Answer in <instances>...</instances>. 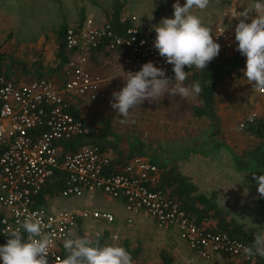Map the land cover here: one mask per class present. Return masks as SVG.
I'll list each match as a JSON object with an SVG mask.
<instances>
[{
	"label": "rangeland",
	"instance_id": "rangeland-1",
	"mask_svg": "<svg viewBox=\"0 0 264 264\" xmlns=\"http://www.w3.org/2000/svg\"><path fill=\"white\" fill-rule=\"evenodd\" d=\"M117 1L123 0H0L2 69L11 78L14 76L24 81L35 77L38 72L53 78L61 73V69L57 68L60 63L57 57V30L60 26L67 21L76 20L80 12L98 22L108 21V14L112 13ZM175 2L176 0H126L123 17L132 21L135 16L139 23L155 28L163 18H174ZM179 2L183 6L186 0ZM256 2L257 0H211L207 9H193V14L199 16L208 27L220 24L236 27L233 14H239L246 8L251 9ZM247 22H251L250 19ZM106 58L97 65L110 61L108 65L114 68L108 71L109 68L105 67L107 71L104 76L108 89L106 87V91L96 100L76 97L75 105L81 118L98 126L107 121L112 131L109 137L114 142H120L119 150L122 153L129 152L133 143H140L148 161L156 160L157 165L176 163L179 169L191 172L193 178L208 190L219 185L224 179L220 178L222 174L230 176V173L239 171V176L232 178L235 185L231 186L226 179L224 181L227 185L222 187L232 199L236 197L240 202L250 205L249 208L239 206L241 213L238 221H242L253 236L257 232H264V198L259 197L257 183L253 179V173L259 176L260 171L253 168L241 170L237 167L238 159L257 142L245 129L246 120L249 117H264V92L254 90L248 84L244 76L246 64L231 77L221 80L217 86L216 127L208 119H197L193 115L192 107L199 103L198 96L184 100L167 95L160 103L145 101L140 108L133 110L129 122L122 124L121 117L111 107L110 101L113 100V92L122 90L129 77L124 68L120 69V58ZM184 85L191 86L189 76ZM132 120L135 122H131ZM108 150L114 158L120 155L116 150ZM243 171L245 172L242 173ZM98 199V204L101 205L97 207L113 212L114 221L88 219L76 229L75 238L88 237L93 241L98 235L107 233L104 246L119 245L137 252L134 264H161L162 249L175 254L174 264H247L222 254L204 258L193 251L185 240H178L179 237L172 229L137 218L128 223L126 211L119 200L104 195L98 196ZM93 200L88 196H60L48 199V203L55 209H88L94 208ZM0 264H3L2 260Z\"/></svg>",
	"mask_w": 264,
	"mask_h": 264
},
{
	"label": "built area",
	"instance_id": "built-area-1",
	"mask_svg": "<svg viewBox=\"0 0 264 264\" xmlns=\"http://www.w3.org/2000/svg\"><path fill=\"white\" fill-rule=\"evenodd\" d=\"M238 17L239 14H233L236 25ZM133 18L127 27H114L108 21L98 23L93 18L70 26L65 33L68 60L56 79L30 77L24 81L0 73L1 231L8 240L7 234L19 227L18 220L40 219L54 242L55 254H49V264H62L67 255L63 241L75 238L80 219L114 221V214L107 211L55 209L49 203L39 204L42 193L54 184L56 174H63L62 197L101 192L123 199L130 213L128 223L138 215H148L160 227L177 229L188 246L204 258L225 254L254 261L257 256L250 258L243 251L251 244L228 232L215 230L208 218L200 222L192 217L169 189L160 185L157 164L143 156H135L123 164L114 163V157L107 150L92 143L65 150L67 142L90 136L99 128L73 113L77 109L76 97L96 100L100 94L104 78L90 68L95 57L117 56L126 66L128 77L129 72L141 70L149 61L155 67L166 69V76L174 75L173 65L166 63L154 48L155 28L141 25ZM211 28L214 40L221 45L219 55L212 61L240 53L235 27L220 24ZM184 70L191 73L197 69L185 66ZM22 234L27 239L23 230Z\"/></svg>",
	"mask_w": 264,
	"mask_h": 264
},
{
	"label": "clouds",
	"instance_id": "clouds-1",
	"mask_svg": "<svg viewBox=\"0 0 264 264\" xmlns=\"http://www.w3.org/2000/svg\"><path fill=\"white\" fill-rule=\"evenodd\" d=\"M210 3L211 0H186L181 6L176 0L173 4L174 18H163L155 27L154 48L166 63L173 65L174 80L166 76V69L155 67L151 61L143 64L141 70L129 72L126 86L113 92V100L110 101L111 107L121 117L120 123H128L133 110L140 108L145 101L160 103L166 95L188 100L201 94L203 86L200 81L190 87L184 85L188 77L184 69L185 66L206 69L220 53L221 45L214 40L212 28L205 26L202 19L193 14V9L203 11ZM237 19L235 41L238 42L237 51L246 57L244 76L254 90L264 92V2L257 0L251 9L240 12ZM249 19L251 22H246ZM252 119L249 117L250 122ZM253 179L257 183L259 197L264 198V174L257 176L253 173ZM17 224L19 227L7 234V243L0 246L3 264H49V254H55L54 242L52 235L44 231L42 221L25 217ZM63 248L67 255L62 264H133L131 253L124 247L100 246L88 237L67 238L63 241ZM243 251L250 258H264V232L255 233L252 245L244 247Z\"/></svg>",
	"mask_w": 264,
	"mask_h": 264
},
{
	"label": "trees",
	"instance_id": "trees-1",
	"mask_svg": "<svg viewBox=\"0 0 264 264\" xmlns=\"http://www.w3.org/2000/svg\"><path fill=\"white\" fill-rule=\"evenodd\" d=\"M125 1H117L114 3L113 11L111 14H108V22L112 23L114 27H127L131 25L132 21L130 19H124L123 11L125 7ZM87 19L85 13L80 12V17L76 25L82 24V22ZM70 27L66 22L63 23L60 28L57 30L58 35V52L57 57L60 63L57 65L59 69L62 70L64 63L68 60V53L65 46V33ZM110 54V53H109ZM106 56V55H104ZM93 57L94 54H93ZM1 62V55H0ZM246 64V57L240 53L233 55L231 57H221L217 60L211 61L206 69L195 70L191 73H188L190 78L191 85L196 81H200L203 86V91L198 95L199 103L192 107L193 115L197 119H208L214 127L217 126L218 122V113L216 106V90L219 82L227 77H231L234 73L241 70ZM57 70V69H55ZM5 73L7 76L8 73L4 72L0 64V73ZM56 72V71H55ZM54 72V73H55ZM60 74V73H59ZM59 74L55 75L53 78L56 79L59 77ZM13 75V74H11ZM10 77V76H9ZM14 78V76H12ZM48 77L42 72H38L36 76L32 78ZM169 77H174L171 75ZM20 80V78H14ZM211 81V86H210ZM74 114L79 115V112L73 111ZM245 129L251 133L256 139L257 142L254 144L248 151H246L237 161V167L241 170L249 169H258L260 174H264V117H253V119L246 120ZM109 133H112L109 123L106 121L104 124L100 125L98 131L94 134L86 137H78L73 141H69L65 144V150L77 149L79 145L83 143H92L99 145L102 149H113L118 153L120 142H114L109 137ZM133 143L130 147V154L128 159H131L135 156H143L144 147ZM121 155V153H119ZM114 163H123L125 159L118 157L114 158ZM150 161L154 164H157L156 160ZM160 168L161 182L164 188L169 189L172 196L178 200L184 209L192 216L195 217L197 221H202L204 218L212 219L216 222L217 231H225L230 233L232 236L238 237L249 244L252 245L254 236L253 234L246 229V226L243 223L238 222L234 217L227 214L222 210L217 203V192L213 191L210 196L200 193L198 186L192 181L191 177L182 173L176 163H164L158 165ZM65 186L63 174H56L54 178V184L48 187L40 197L39 204H47L48 199L54 197H60L61 191ZM85 221V220H84ZM83 220L78 221V226H82ZM107 233L98 235L92 242L99 243L100 246H104V239ZM7 243V237L1 231L0 227V246H3ZM133 264L134 259L137 256V252H131ZM260 264H264V258L259 257ZM161 264H173L174 255L171 251L167 249H162L160 252Z\"/></svg>",
	"mask_w": 264,
	"mask_h": 264
},
{
	"label": "crops",
	"instance_id": "crops-1",
	"mask_svg": "<svg viewBox=\"0 0 264 264\" xmlns=\"http://www.w3.org/2000/svg\"><path fill=\"white\" fill-rule=\"evenodd\" d=\"M108 16V15H107ZM80 17V16H79ZM79 17L76 19V20H72L71 22H69V21H67L66 23L68 24V25H70L71 26V24H73V25H76L77 24V21H78V19H79ZM125 19V18H124ZM97 22H98V20H96ZM98 23H101V21H99ZM141 24V23H140ZM141 25H146V24H141ZM118 58L117 56H114V55H106V56H104V55H102V56H99V57H95V60L91 63V65H90V68L94 71V72H97V73H100L102 76H103V78H104V81L102 82V87H101V91H100V94L99 95H102L105 91H106V87H107V79H105V76H104V73L107 71V69L105 68L106 66L109 68L108 69V71H111V70H113L114 68H112V65L110 66V65H108L109 63H111L110 61H105V64L104 65H97V63L98 62H102L105 58ZM106 58V59H107ZM122 62V61H121ZM123 68H124V70H125V73H126V71H127V68H126V66L122 63V65H120V69H122L123 70ZM125 75V74H124ZM169 78H172V77H169ZM107 89H108V87H107ZM74 102H75V100H74ZM77 110V109H76ZM78 112H79V110H77ZM79 116H80V112H79ZM100 127V126H99ZM105 150H107V151H109L108 149H105ZM130 152V151H129ZM129 152H127V153H122V152H119V153H121V155H118V157L120 156L121 158H123V159H125V162H123V163H126L127 161H129L130 159H128V157H129ZM138 156V155H137ZM118 157H116V158H118ZM143 157H145L144 155H143ZM132 159V158H131ZM122 163V164H123ZM181 170V172L182 173H184V174H186V175H188V176H190L191 177V179H192V181L198 186V188H199V192L200 193H203V194H206L207 196H210L212 193H213V191H216L217 192V203H218V205H219V207L222 209V210H224L227 214H229L230 216H232V217H234L237 221H238V219L240 218V213H241V211H240V209H239V206H241V207H246L247 208V206H248V208L250 207V205L248 204V203H244V202H240V200L238 199V198H234V199H232V197H231V195H227L228 194V192L227 191H225V189L222 187V186H225V185H227V182L226 181H224V180H229V183L231 184V186L232 185H235L236 183H234L233 181H232V178H236V177H238L239 176V171H236V172H234V174L233 173H230V176H227V175H224V174H222V176H220V178H224V179H222L221 180V182L220 183H218L219 185H217V187H214V188H212V189H210V190H208L206 187H204V186H202L200 183H198L194 178H193V176H192V173L191 172H186V171H184V169H180ZM245 171H243L242 173H244ZM231 186L229 187V188H231ZM101 195H104V196H107V197H110V196H108V195H106V194H104V193H101V192H95V193H92V194H88L87 196L88 197H91L92 199H94L92 202H93V206H94V208L93 207H90V209H98V210H100L99 209V207H97V206H100L101 204H98L99 202H100V199H98V196H101ZM227 196V197H226ZM110 198H112V197H110ZM114 199H116V200H119L122 204H123V207H124V210L126 211V214H127V218L130 216V213H128L127 212V210L125 209V205H124V201H123V199H117V198H114ZM49 205H50V203H49ZM51 206V205H50ZM82 209H87V208H78V209H75V210H82ZM101 211H107V212H111L110 210H101ZM111 213H113V212H111ZM142 216V217H141ZM136 218L137 219H141L142 221H151V222H154L156 225H158L157 224V222H156V220L153 218V217H151V216H148V215H138V216H136L135 217V220H136ZM96 220H98V219H96ZM103 220H105V219H103ZM127 220V219H126ZM210 220V224L213 226V227H216V222L214 221V220H212V219H209ZM240 220V219H239ZM107 221V220H106ZM238 222H240V223H242V221H238ZM159 226V225H158ZM246 226V225H245ZM160 227V226H159ZM78 228V227H77ZM162 228H169V229H172L173 231H175L176 232V234H177V236L179 237L178 238V240H180V241H182L181 239V237H180V235H179V233H178V231H177V229H175V228H173V227H162ZM246 229H247V227H246ZM184 241V240H183ZM173 255H174V261H175V254L173 253ZM215 255V254H214ZM216 255H220V254H216ZM215 255V256H216ZM222 255H225V254H222ZM238 260H241V261H244L243 259H239V258H237ZM247 264H260V262H259V258H258V256L256 257V259H254V261H251V262H248V261H245ZM173 264H174V262H173Z\"/></svg>",
	"mask_w": 264,
	"mask_h": 264
}]
</instances>
